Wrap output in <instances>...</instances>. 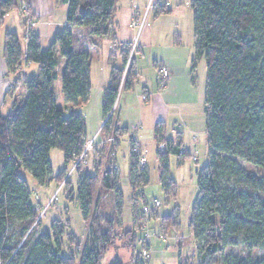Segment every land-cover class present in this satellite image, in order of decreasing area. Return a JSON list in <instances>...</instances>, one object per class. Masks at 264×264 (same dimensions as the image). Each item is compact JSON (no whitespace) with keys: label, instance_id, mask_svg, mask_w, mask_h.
<instances>
[{"label":"trees","instance_id":"trees-1","mask_svg":"<svg viewBox=\"0 0 264 264\" xmlns=\"http://www.w3.org/2000/svg\"><path fill=\"white\" fill-rule=\"evenodd\" d=\"M58 1L67 4L66 26L47 48L41 47L34 32L26 35L25 51L15 32L5 34L8 73H20L22 65L29 63H37L39 72L23 78L25 96L15 97L7 114L0 110V264H76L73 255L61 253L63 229L58 221L51 233L37 230L39 212L20 171L27 170L40 184H46L66 174L67 167L52 176V149L63 153L66 166L82 154L87 140L85 118L75 111L65 115L57 105L53 83L61 80L65 100L72 107L88 101L91 58L87 51L74 50L72 29L88 27L92 36L111 35L116 0ZM18 3L0 0V28ZM190 4L195 53L206 61L204 112L209 158L198 174V195L189 221L198 264H264V0H191ZM128 45L121 49L122 65L111 70L102 107L104 117L119 93ZM61 60L63 72L58 69ZM137 80L132 57L123 89H132ZM111 123L108 118L102 128L105 136L111 132ZM125 129L116 125L114 134ZM154 138L161 188L167 199L174 198L177 185L170 175L169 156L177 155L182 164L190 153L183 151L181 133L168 137L161 122L154 126ZM242 162L258 171L249 170ZM76 168L81 178L75 199L83 218L88 219L97 174L82 170L79 163ZM130 177L135 191L149 182L134 150ZM102 182L106 190L122 197L114 167L104 172ZM162 221L168 227L178 226V212L164 215ZM91 225L92 234L83 246L79 264H101L116 234L111 224L103 230L97 215ZM139 226L128 231L132 241ZM228 246L239 247L246 255H225ZM111 264L122 262L116 259ZM134 264L143 263L137 259Z\"/></svg>","mask_w":264,"mask_h":264},{"label":"rangeland","instance_id":"rangeland-1","mask_svg":"<svg viewBox=\"0 0 264 264\" xmlns=\"http://www.w3.org/2000/svg\"><path fill=\"white\" fill-rule=\"evenodd\" d=\"M21 2L22 0H19L15 10L22 18L26 38L36 25L47 22L31 13L27 0L22 2V6L26 7L25 10L22 9ZM145 2H149L144 13V26L147 29L141 39V31L138 27L132 26L131 21L135 19V16L138 17V12L143 18ZM190 2L191 0H116L112 17L116 34L118 30L122 34L132 31L136 37L131 40V45H128L129 57L115 104L103 120L102 128L108 118H111L112 123L109 127L111 132L105 136L102 128L100 130L105 146L97 151L95 139H87L94 140L93 148L84 154L81 161L76 162L77 158L67 166L63 153L58 149H52L49 155L52 176L58 175L65 167H67L66 174L59 180L53 178L46 184H40L29 171H20L31 191V201L36 204L39 212L37 221L40 220V222L37 230L51 233L53 223L58 221L63 229L61 253L73 255L76 264H79L83 246L92 234L91 223L95 215L103 230L107 228V224H111L116 232L102 257L101 264H111L116 259L122 264H134L137 259L143 264H198L197 245L190 234L189 221L198 195V174L208 163L209 158L204 112L206 61L204 57L197 58L195 53L193 9ZM132 12L133 15L135 14L133 17ZM28 17L35 21L31 27H28ZM6 28V25L3 26L0 32V50L3 47ZM149 32H152L150 38L147 35ZM19 36L22 38V34L19 33ZM112 40L107 41L103 47V60L101 62L93 60L91 64V70L95 76L93 95L87 106L82 107H87V111H90L89 114L92 116L95 107L97 105L99 107L105 98L106 89H101L103 72L100 66L109 67L107 57L110 52L116 51L121 54L123 48L122 44ZM49 42L45 44L46 48ZM133 43L137 48L134 53H131ZM117 57L116 64H122V56ZM132 57L139 59V78L132 89L126 90L123 89V83ZM167 61L173 64L176 71L175 82L173 87H169L171 91L169 94L165 91L170 85V80L168 79L166 86L163 87L158 72V65ZM30 65L31 68L29 66L26 71L27 64H23L20 73H17V78L11 74V80L13 79L14 83L11 87L15 85L13 86L14 95L20 86H24L22 83L25 77L24 72L28 77L39 72L37 63ZM58 83L62 86L60 79L53 84L57 93L59 92ZM146 89L150 92V97L143 100L142 95H148ZM14 98L13 96V101ZM58 106H62L60 99H58ZM80 107H75L71 111L63 110L65 115H69L72 111L78 112ZM118 122L120 128H126L119 135L114 134ZM158 122L163 123L168 137H175L177 133H181L183 151L190 153L182 164H179L177 155L169 156L170 175L177 185L176 196L169 199L166 198L160 184L157 143L154 138V126ZM112 134L115 136L113 153L108 149ZM135 140L139 142V146ZM133 148L139 149L134 151L137 154L138 165L146 170L149 176L148 184L136 189L137 191L132 187L130 177ZM140 156L145 158L143 164H140ZM77 163L81 164L82 170L97 174L93 210L88 219L83 218L75 199L81 178L77 172ZM242 165L253 172L258 171L257 167L246 162H242ZM110 167L116 169L122 197L106 190L103 185L102 176ZM139 191L142 192L140 196ZM136 195H138L137 199H135ZM154 199L160 201L159 207L153 208ZM145 203L151 208L149 211L143 210ZM174 210L178 212L179 225L168 227L163 223L162 217ZM139 223V229L136 230L138 240L135 236V240L132 241L128 231L135 230ZM145 249L149 253L148 257L142 254ZM229 254L245 256L246 252L239 247L228 246L225 248V255Z\"/></svg>","mask_w":264,"mask_h":264},{"label":"crops","instance_id":"crops-1","mask_svg":"<svg viewBox=\"0 0 264 264\" xmlns=\"http://www.w3.org/2000/svg\"><path fill=\"white\" fill-rule=\"evenodd\" d=\"M27 2H28L29 10L31 11V13H33L37 17H41V19L43 21L47 22V23H40L32 29V32H34L35 34H37L39 36L41 47L46 48L45 44L50 41L49 42V45H50L52 43L54 35L66 26L67 4L59 2L58 0H27ZM148 3L149 2H145V4H144L145 10L143 12V17H144V13L146 11V8L148 6ZM134 6L135 5H133V7ZM133 12H132V15L130 13V15L132 17L135 16V14L133 15ZM138 13H139L138 17L142 18V17H140V15H141L140 12H138ZM131 16H130V19L132 18ZM135 18H136V16H135ZM5 25L7 26V28H6V31L4 32V36H3V47H2V50H0V110L3 114H7L11 110V107L13 104V99H12L13 96L18 97V98L19 97L22 98L25 96V93H26L25 87L20 86L16 92V95H14L15 88L13 87L11 89V84H14L12 81L13 79L11 80V74L8 73V67H7V64L5 61V57H4L5 34L8 32H15L20 39L21 46H22L23 50L24 51L26 50L27 41L25 38L23 21H22L20 14H18L17 10L14 9L13 11H11L9 14H7L5 16L4 24L1 26L0 32H1V29L3 28V26H5ZM110 26L112 28V34L108 35L106 37L92 36L91 34H89V28L88 27H77L76 29L75 28L72 29L74 50L77 52L87 51L90 55V58H91V61H90V81H91L90 95H89V99L86 103H83L81 105V107L78 106L81 108L78 111V113L83 115V117L85 118L86 138L87 139H89V138L95 139V146H96L95 148L97 151H100V149L105 146L104 137L100 133V130H101L102 125H103V120H104L103 109H102L104 100H103V102H101L99 107H98V105L95 107V111L93 113V116L91 114H89L90 111H87V109H86L87 107H82L84 105L87 106V104L89 103V101L91 99L90 97L93 95L92 94V88H93V81H94L95 76H93V72L91 70V64H92L93 60H97L99 62H101L103 60V58H104L103 47L107 41H111L113 39L112 42L116 41V42L124 45V44H130L131 40L134 37H136V34H134L132 31L131 32L128 31V33L122 34L121 31L118 30L117 34H116L115 25H114L113 20H111ZM146 29H147V27L144 26V28L141 30V33H140L141 39H142V36H143L144 32L146 31ZM19 33L22 34V38L19 36ZM150 33H152V32H149L147 34V35H149V38L152 35V34L150 35ZM149 38H147V39L150 40ZM117 56L121 57V54L117 53L116 51H111L110 55L107 57L108 62L110 63L109 67L103 68V66H100V70L103 72V83L101 85L102 90H105L106 87L108 86L110 76H111V70H112L113 66H121L122 65V64H120V65L116 64V62L118 61ZM134 60H135L136 69H137L138 76H139V67H138L139 59L134 58ZM30 64H32V63H30ZM30 64H27L26 71L28 70L29 66L31 68ZM160 65H163L169 69L170 85L167 86V90L165 91V93L169 94V93H171L169 87L170 86L173 87V84L175 82L174 77H176V71L174 69L173 64H171L168 61H167V63L161 62ZM58 69L60 72H63L64 60L60 61ZM33 71H35V70L33 69ZM14 75H15V78H17V74H14ZM23 75L28 77L25 72L23 73ZM33 75H35V74H33ZM57 80H59V79H57ZM57 86L59 87L58 93L55 90L56 97H57V105H58V99H60L62 101V106H59L61 109H70V111L72 109H75V107H72V104L66 102L61 84L58 83ZM146 91L148 93V96L150 97V92H148L147 89H146ZM78 107H76V108H78ZM118 126H120L119 122H118ZM89 135H91V136L89 137ZM136 142H137V144L139 143L138 141H136ZM138 146H139V144H138ZM116 166H117V164H116ZM117 168H118V166H117Z\"/></svg>","mask_w":264,"mask_h":264},{"label":"built area","instance_id":"built-area-1","mask_svg":"<svg viewBox=\"0 0 264 264\" xmlns=\"http://www.w3.org/2000/svg\"><path fill=\"white\" fill-rule=\"evenodd\" d=\"M22 2H23V0H22ZM22 2H21V7H22V9L25 10L26 7H24V5L22 6ZM28 20H29L28 27H31V26H33L35 24V21H33V19L31 17H28ZM144 24H145V18L144 17L143 18L136 17L135 19H133L131 21V25L134 26V27L135 26L138 27L139 31H141L142 28H144ZM135 48H137V46H136V44L133 43L132 44V52L131 53H134ZM158 72H159V77H160V83H161V85L163 87H165L166 84H167V81L169 79V69L167 67L163 66V65H159L158 66ZM142 99L143 100H147L148 99V95H142ZM109 141L111 143H110L108 149H109L110 152L113 153V150L115 151V148L113 147L115 145V142H114L115 141V136L113 134L110 136ZM93 146H94V140H86L85 146H84V150H83L82 154L78 157L76 162L81 161L83 159V157L85 156L84 154L86 152L90 151L93 148ZM133 150L136 152L139 149L133 148ZM144 160H145L144 156H140V158H139L140 164H143ZM139 168H141V166H139ZM143 201H145V200H143ZM159 206H160V201L158 199H154V207L153 208L159 207ZM150 209L151 208H149V206L145 203L144 206H143V210L144 211H149ZM142 254L145 257L149 256V253L147 252L146 249L142 251Z\"/></svg>","mask_w":264,"mask_h":264}]
</instances>
